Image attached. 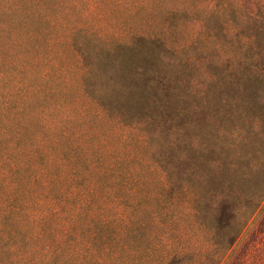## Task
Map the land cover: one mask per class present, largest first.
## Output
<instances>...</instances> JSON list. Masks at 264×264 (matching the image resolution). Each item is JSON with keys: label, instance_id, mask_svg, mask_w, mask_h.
I'll return each instance as SVG.
<instances>
[{"label": "trees", "instance_id": "obj_1", "mask_svg": "<svg viewBox=\"0 0 264 264\" xmlns=\"http://www.w3.org/2000/svg\"><path fill=\"white\" fill-rule=\"evenodd\" d=\"M239 2L253 23L240 63L264 67V0ZM71 43L60 0H0V264H219L178 234L177 192L135 127L66 71ZM231 217L221 206L215 228Z\"/></svg>", "mask_w": 264, "mask_h": 264}, {"label": "rangeland", "instance_id": "obj_2", "mask_svg": "<svg viewBox=\"0 0 264 264\" xmlns=\"http://www.w3.org/2000/svg\"><path fill=\"white\" fill-rule=\"evenodd\" d=\"M240 3L60 0L72 38L63 64L86 71L84 95L115 102L110 115L135 127L177 192L186 243L206 261L216 253L219 264H264V67L240 63L253 41ZM182 200L194 208L187 228ZM221 206L232 213L224 230L214 226Z\"/></svg>", "mask_w": 264, "mask_h": 264}]
</instances>
